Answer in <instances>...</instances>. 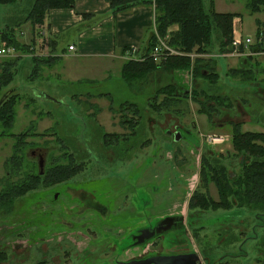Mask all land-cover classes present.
<instances>
[{"label": "rangeland", "instance_id": "1", "mask_svg": "<svg viewBox=\"0 0 264 264\" xmlns=\"http://www.w3.org/2000/svg\"><path fill=\"white\" fill-rule=\"evenodd\" d=\"M32 1L0 4V29L6 22L5 15L12 14L8 19L10 24L25 18L23 12ZM203 2L208 8L209 0ZM215 9L235 11L241 20L243 37L249 36L252 44L257 40V25L264 32V11L251 13L244 0H215ZM27 23L30 24H22ZM214 38L213 33L208 53L190 55L192 59L201 57L217 62L219 80L212 86L205 81L192 80L188 70L177 73L144 70L124 77L121 72L123 64L116 62H103L105 69L86 72L87 75L78 78L68 74L66 78L62 73L54 74V69H44L40 78L29 81L27 77L34 67L31 55H27V59H18L16 70L7 64L2 77L8 76V70L14 72V77L8 85L0 87V96L15 89L19 98L14 107L13 126L0 135V193L10 185L30 179L28 173L44 172L52 163L53 166L67 164L74 170L68 181L51 187L39 184L24 196L13 198L6 204L8 208H0V264H102L186 252H196L203 264H264L262 227H259L256 239L243 243L250 233V226L237 222L234 228L248 232L235 237V243L226 244L233 235L218 237L219 231L229 227L216 218L222 212L220 209L208 208L200 212L195 209L193 213L186 209L188 197L200 184L206 186L203 188L209 198H217L213 182L206 185L197 182L200 157L210 150L223 155L225 150L231 149L229 142L207 144L203 135H230L231 126L226 122L229 119L242 121V130H255L254 123L259 121V117L262 125L259 126L264 129V62L260 61L261 65H258L255 62L257 58L249 59L247 65L256 68L251 71L248 67L243 74L247 76L251 71L255 79L246 83L239 80V83L230 85L234 79L225 75L226 60L218 56L220 51ZM263 59L264 54L259 60ZM241 80L246 81L247 78ZM169 83H176L180 90L194 86L209 93H220L229 97L231 106L220 107L212 118L197 114L198 106L189 97L172 101L174 99L168 100V94L157 95V90ZM258 86L262 88V96L259 95L260 89H256ZM151 102H160L161 109L151 108ZM132 104L136 105L137 112ZM178 122L182 132L181 138L176 140L175 135L168 131H174ZM220 123L224 124L217 126ZM26 130L35 134L24 136L20 144L17 142L21 146L15 149L16 136ZM103 131L114 133L115 144L108 145L104 139L101 143ZM38 154L44 159L42 167L38 163ZM225 164L230 171L239 172L238 159L231 160V163L225 161ZM176 172L182 173L181 180L177 179ZM67 185L83 187L88 192L95 189L91 194L94 198L89 202L108 205L110 216L118 214L119 218L126 216L124 208L131 207V204L140 209V198L150 197L153 193V199L156 198L151 212L153 216L158 219L182 216L183 229L168 230L164 236L152 239L144 247L120 252L127 247V236L115 241L116 250L115 245L109 244V236L123 235L124 225L102 230L98 225L92 228L80 226L83 221L73 217L72 221L77 226L72 228L65 220L62 224L51 221L58 207L67 204V191H61ZM153 187H157L155 191ZM57 192H61V203L56 201L51 207L49 203ZM87 209L97 213L96 209ZM149 211L150 207H147L146 212ZM133 213L138 215L137 211ZM116 223L118 221H111V224ZM108 230L111 232L107 233ZM242 251L246 257L240 255L238 259H232ZM222 256L223 261L218 263ZM255 256L257 260H253Z\"/></svg>", "mask_w": 264, "mask_h": 264}, {"label": "trees", "instance_id": "2", "mask_svg": "<svg viewBox=\"0 0 264 264\" xmlns=\"http://www.w3.org/2000/svg\"><path fill=\"white\" fill-rule=\"evenodd\" d=\"M17 1L19 0H0V4L11 5L17 3ZM244 1L246 8L251 13L263 12L264 0ZM73 5L74 0H33L26 12H23L25 18L16 19L13 24H10L8 19L12 17V14L7 15L5 28L0 30L1 38L5 39L9 46L14 47L18 51H23L26 46L15 36V29L20 27L24 22H30L31 25L41 23L49 9L71 8ZM110 5L113 13L130 9L136 5H152L154 9L153 23L155 29H152L146 39L144 49L142 51L140 49L141 59H129L123 63L121 72L124 77L126 75L132 76L134 73L144 70H167L174 71V73L188 70L191 73L190 77L192 80L198 79L199 82L205 81L208 85H216L215 83L218 82L220 74L216 69L215 60H208L201 57L192 59L190 54L202 55L208 53L213 41V33L217 40V49L220 51L219 55L232 52L235 49L232 44L234 36L233 19L237 16V13L217 12L214 8V0H209L208 8H205L203 0H111ZM257 23L259 22L257 21ZM172 25L177 26L174 32L168 30ZM157 35L162 38L166 37L167 45L174 48L180 54L170 55L159 62H154L150 56V50L157 42ZM256 36L257 40L253 45H250L251 49L256 48L260 52L264 51V41L261 39L258 40L261 33L258 32ZM238 50L243 51V46H239ZM12 57L14 58H5L1 64L0 87L8 85L14 77V72L11 73L9 70L7 71V73L9 72L8 76L2 77L7 64L16 70L14 67H16L18 57ZM252 58L247 56L245 59ZM32 59L34 67L31 75L27 77L29 81L40 78L41 66L50 65L55 60L49 57H32ZM254 68L251 67L249 69L253 71ZM243 71H247V69L238 67L230 69L228 73H231L234 77H239L241 83L255 79V74H250L251 71L247 76H244ZM243 78H247V80H241ZM15 92L13 90L0 103V135L3 134L2 131H9L13 126L15 119L14 107L19 98L18 93ZM161 93L168 94V100L174 99L172 101L181 100L183 97L191 98L198 106L197 112L204 113L209 118H212L216 111L218 113L220 107L228 108L231 106L229 97L220 93H209L204 88L198 89V87L194 86L190 89L186 86L180 90L176 83H169L163 85V88L160 90H157V95ZM151 103V108L154 107L156 110L161 109L160 102H157V104H153L154 102ZM132 107L137 112L136 105L132 104ZM257 119L261 122L259 117ZM226 122L231 126V128L229 127L231 149L223 155L210 150L208 153L202 155L200 160L199 184L203 183L206 185V183L213 182L217 198L213 200L209 198L207 191L204 189L206 186L200 184L198 189L190 197L188 208L192 213L196 210L199 212L207 211L208 208L220 209L222 212L218 213L216 217L221 216L218 219L219 222H226L229 227L222 229V232L219 231L217 233L218 237L227 238L233 235L226 243L233 244L235 243V237L250 231L244 238L243 243H245L256 239L259 227L264 229V131L242 130V121L229 119ZM102 133L103 138L101 137L102 140L100 139L102 144L103 139L108 145L115 144L113 132L103 131ZM29 134L35 133H29L26 130L16 136V140L18 141L14 144L15 149L16 146H21L19 144L24 140V136ZM115 135L117 136L116 133ZM235 159H238V173L236 170L229 171L225 164L226 160L230 161ZM73 170L74 168L71 169L67 164L53 166L52 163L42 173L39 171L35 174L28 173L27 177L30 179L10 185L0 193V208L3 206L8 208L6 204L11 203L13 198L24 196L27 191L36 189L39 184L42 187H51L66 182L71 177ZM237 222H243L250 226V228L248 231L240 228L236 229L234 228V224H237ZM261 246L264 250V237ZM240 255L247 256L242 251L232 259H238L241 257ZM223 259L224 257L222 256L220 261L217 262L221 263ZM255 259L257 260L256 256L253 260Z\"/></svg>", "mask_w": 264, "mask_h": 264}, {"label": "crops", "instance_id": "3", "mask_svg": "<svg viewBox=\"0 0 264 264\" xmlns=\"http://www.w3.org/2000/svg\"><path fill=\"white\" fill-rule=\"evenodd\" d=\"M110 2L111 0H74V5L71 8L49 9L39 24H21L17 28L15 36L26 48L23 51L14 49L13 54L10 55H0V70L6 57L17 56L18 59L25 57L27 59L31 55L32 57L55 59L50 65H42L46 68L41 66V73L45 71L44 69H54V74L62 73V76L66 78L68 74L72 78H78L87 75L86 72L105 69L103 62H116L122 65L125 61L132 59L125 57L124 52L127 49H137V53L140 55V49L141 51L144 49L146 39L152 29H155L153 6L136 5L130 9L113 13ZM229 12L236 13L235 11ZM6 17L7 15L4 17L5 20ZM3 28H5V24ZM256 28L257 33H261V40L264 41L263 30L259 25ZM176 29L177 26L172 25L168 30L174 32ZM242 32L241 20L235 17L233 19V35L243 38ZM159 39L165 40L166 37L162 38L157 35V41ZM252 43L247 44L249 47L242 45L243 54L240 53L241 55L233 53L234 50L218 55L226 60L225 75L234 79L230 85H233L234 82L239 83V77H234L228 71L238 67L247 69L249 61V59H245L247 56L257 58L255 62L258 65L264 62V59L259 60L260 55L264 52H260L256 48L251 49ZM1 44L7 43L5 39L1 38L0 32ZM69 45H73L74 48L69 50ZM215 66L218 71L217 62H215ZM250 67L254 66L250 65ZM119 70H121V66ZM45 75L49 78L48 73ZM254 124H256L255 130L252 131H264L260 127L262 125L259 121Z\"/></svg>", "mask_w": 264, "mask_h": 264}, {"label": "flooded vegetation", "instance_id": "4", "mask_svg": "<svg viewBox=\"0 0 264 264\" xmlns=\"http://www.w3.org/2000/svg\"><path fill=\"white\" fill-rule=\"evenodd\" d=\"M256 89H260L259 95L262 96L261 95V92H263L262 88H260V86H258ZM222 124H224V123H222ZM222 124L220 123L217 126H221ZM174 126L176 129L172 132L168 131V133L171 135L172 134L175 135L176 140H178L179 138H181L180 135L182 132L180 122H178V124L176 123ZM207 134L221 135L219 133H207ZM207 134L203 135L204 141L207 144L212 145L211 143H209L210 141L208 142V140L205 137ZM225 136H226V138L222 142V144H224L226 142L230 143V135L226 134ZM229 150L230 149L225 150L224 154L228 153ZM32 154L34 156V153H32ZM40 158H43V157L38 154V160H40ZM200 160H201V157H200ZM200 160H199V169L197 172V175H198V181L197 182L200 181L199 180V177H200ZM226 161H229V160H226ZM229 162L231 163V160ZM227 168H228V166H227ZM228 170H229V168H228ZM181 174L182 173L179 174L178 172H176L177 179L181 180ZM69 179H71V177H69L67 179V181ZM75 183H78V182H75ZM155 188H157V187H153L152 189L155 191ZM61 191H67V198H66L67 204L63 203L62 208L58 207L59 210L57 209L54 214L51 213L53 215L51 221H53V222L55 221V222H58V224H62V220L63 221L65 220L66 221L65 223L67 224V226L72 228V226H74V225L77 226V223L75 224L72 221V217H73L77 221H79V220L83 221V222H80L81 223L80 226L92 228V227L98 225V226H100V228L102 230L105 228L108 229V228H110V226L113 227V226L118 225V224H119V226L124 225L125 232L123 235L117 234V235L109 236V240H110L109 244H111L112 247H113V245H115V241L119 242L121 239H123L125 236H127V243H126L127 247H123V249H120V252H123L124 250L130 249V248L134 249V248L141 247V246L144 247L152 239L159 237V236H164V232H166V231H164L163 233L162 232H156L149 239L144 238V235L149 230H153V229L156 230L154 227H156L159 223H161V221L165 218V216L161 219L155 218L153 216V214L151 213L152 208H154V206H153L155 203L154 199H156V198L153 199V196H154L153 193L150 197L140 198V203H141L140 209L137 210L136 207L133 204H131L132 205L131 207H127L126 209L124 208V210L126 211V214H125L126 216L124 218H119V217H117L118 214L114 215L112 217L110 216L108 205H101L96 201L89 202L94 198L93 196H91V194L95 192V189H92L91 192H88L83 187L78 188V187H73L72 185H67V186H64L63 190H61ZM60 196H61V192H57L56 194H54V196L52 197V200L49 203V206H51V207L54 206L56 201L61 203ZM190 197H191V194L187 199L186 209H188V202H189ZM155 205H156V203H155ZM147 207H150L149 212H146ZM87 208L96 209L97 213H94L93 211H88L91 209H87ZM135 211H137L138 215H135L133 213ZM63 214H64V216H63ZM83 217H85V218L82 219ZM171 217L172 218H170V217L169 218L171 220L172 225H171L169 230L176 229V228L177 229L179 228L182 230L183 229L182 228L183 227L182 216L179 217V216L171 215ZM220 217H216V218L219 219ZM166 218H168V217H166ZM186 219H187V214L185 217V225H186ZM113 220L118 221V223L111 224V221H113ZM141 221L144 223L141 224L142 223ZM188 222H190V220ZM144 229H146V230H144ZM142 230H144V231H142ZM110 232L111 231L108 230L107 233H110ZM141 235H143V236L140 237ZM142 240H144V241H142ZM111 245H108V247H110ZM116 245H115V250H116ZM112 250H113V253L114 252L116 253V251L114 249H112ZM120 252H119V254H120ZM161 255H163V254H161ZM146 257H148V256H146ZM143 258H145V257H143ZM130 261L131 260H115V261H107V262H104L102 264H109V263H112V264H129Z\"/></svg>", "mask_w": 264, "mask_h": 264}, {"label": "built area", "instance_id": "5", "mask_svg": "<svg viewBox=\"0 0 264 264\" xmlns=\"http://www.w3.org/2000/svg\"><path fill=\"white\" fill-rule=\"evenodd\" d=\"M262 36L258 38V40L261 39ZM250 42H252V39L249 36H246L245 38H241L239 36H233L232 44L235 47L234 52L243 54V51H239L238 47L241 45H247ZM248 46V45H247ZM74 48L73 45H69L68 49L72 50ZM14 47L9 46L8 44H1L0 45V55H10L14 52ZM137 49H127L124 52L125 57L132 58V59H141L140 55L137 53ZM179 54L178 51H176L171 46H168L166 43V40L159 39L156 44L152 47L150 50V56L154 62H159L162 59L166 58L167 56ZM240 54V55H241ZM206 139L209 143L213 144H220L222 143L226 136L225 135H214V134H207Z\"/></svg>", "mask_w": 264, "mask_h": 264}, {"label": "water", "instance_id": "6", "mask_svg": "<svg viewBox=\"0 0 264 264\" xmlns=\"http://www.w3.org/2000/svg\"><path fill=\"white\" fill-rule=\"evenodd\" d=\"M15 89H10L8 91H5L0 96V103ZM44 159L40 158L38 161L39 166L42 167ZM42 173V171H40ZM172 218V217H170ZM170 218H164L161 223H159L156 227H154L156 230H149L145 235V239H149L154 235L156 232H164L168 231L171 227V220ZM170 220V221H169ZM146 230V229H144ZM142 230V231H144ZM141 235L140 237H142ZM144 239V240H145ZM142 240V241H144ZM129 264H203L202 259L199 258L198 254L196 252H186V253H177V254H159L154 256H148L141 259H135L131 260Z\"/></svg>", "mask_w": 264, "mask_h": 264}]
</instances>
